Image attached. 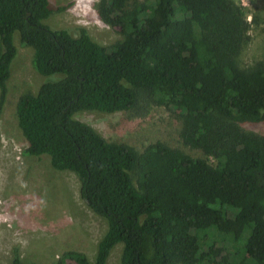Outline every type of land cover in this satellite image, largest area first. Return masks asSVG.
Returning <instances> with one entry per match:
<instances>
[{"label":"trees","instance_id":"obj_1","mask_svg":"<svg viewBox=\"0 0 264 264\" xmlns=\"http://www.w3.org/2000/svg\"><path fill=\"white\" fill-rule=\"evenodd\" d=\"M70 5L0 0V112L17 56L15 35L45 77L20 96L23 154L74 172L79 196L106 221L94 262L66 250L53 264H264V64L236 59L248 29L235 0H98L122 35L109 46L81 25L45 20ZM140 93L184 111L193 156L157 140L140 150L74 117L131 111ZM1 147V133H0ZM23 264L17 246L8 262Z\"/></svg>","mask_w":264,"mask_h":264},{"label":"rangeland","instance_id":"obj_2","mask_svg":"<svg viewBox=\"0 0 264 264\" xmlns=\"http://www.w3.org/2000/svg\"><path fill=\"white\" fill-rule=\"evenodd\" d=\"M54 6L70 5L45 22L52 28L81 25L98 43L109 46L122 39L118 28L102 24L96 17L98 0H50ZM240 2L248 29L236 59L241 67L264 64V0ZM17 56L7 80L0 112V261L8 262L18 247L23 264H53L66 250H80L94 262L99 238L106 230L104 218L96 215L79 196L74 172L52 168L45 159L23 154L26 144L16 113L21 95L35 92L45 77L33 64V50L15 35ZM184 111L160 105L140 93L131 111L81 110L74 117L108 140L123 142L140 150L160 140L171 147L202 156L199 149L183 144L180 132ZM264 133V123L255 128ZM121 244L112 249L107 264H119Z\"/></svg>","mask_w":264,"mask_h":264}]
</instances>
